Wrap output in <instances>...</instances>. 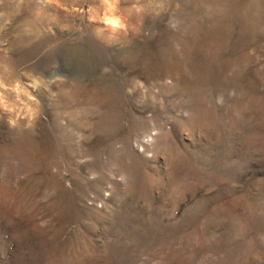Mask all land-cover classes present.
Wrapping results in <instances>:
<instances>
[{
  "label": "rangeland",
  "instance_id": "1",
  "mask_svg": "<svg viewBox=\"0 0 264 264\" xmlns=\"http://www.w3.org/2000/svg\"><path fill=\"white\" fill-rule=\"evenodd\" d=\"M0 264H264V0H0Z\"/></svg>",
  "mask_w": 264,
  "mask_h": 264
}]
</instances>
